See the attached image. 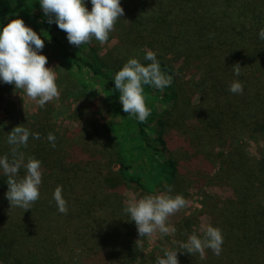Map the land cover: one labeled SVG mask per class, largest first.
<instances>
[{"label":"trees","instance_id":"obj_1","mask_svg":"<svg viewBox=\"0 0 264 264\" xmlns=\"http://www.w3.org/2000/svg\"><path fill=\"white\" fill-rule=\"evenodd\" d=\"M39 4L0 0V30L13 19L34 27L44 40L38 54L55 70L60 92L44 107L33 101L29 112L19 97L3 108L0 157L13 158L7 141L14 127L39 133L15 147L25 163L41 162L42 182L31 209L10 207L8 177L0 169V264H157L166 251L138 249L127 202L169 187V195L186 200L211 185L233 193L224 200L206 194L196 211L221 230V254L207 249L202 258L179 247L198 236L193 213L184 209L168 218L175 244L167 251H178L179 264H264V40L258 36L264 0H120L124 16L108 41L80 47L47 23ZM85 7L91 10L90 0ZM149 50L173 79L163 91L143 86L151 114L140 123L122 111L113 80L131 58L151 63L144 59ZM237 63L239 77L232 68ZM237 80L242 94L228 90ZM70 94L79 100L66 105V120L74 124L64 125L56 111ZM253 139L262 144L257 158L246 152ZM24 175L22 167L17 179ZM57 186L67 214L53 199Z\"/></svg>","mask_w":264,"mask_h":264},{"label":"clouds","instance_id":"obj_2","mask_svg":"<svg viewBox=\"0 0 264 264\" xmlns=\"http://www.w3.org/2000/svg\"><path fill=\"white\" fill-rule=\"evenodd\" d=\"M92 5L89 11L85 7V0H40L39 7L48 18L47 23H55L58 29L66 33L70 45L80 47L90 43L93 39L104 44L109 34L114 30L115 23L124 16L120 0H90ZM258 36L264 40V28L260 29ZM44 48V40L31 28L25 26L21 19H13L0 30V82L14 85L15 89L23 90L26 96L36 101L40 107L47 102L58 99L60 92L56 84V73L53 68H46L47 58L38 54ZM145 60L151 63L142 65L137 59H129L114 76L115 90L119 92V102L122 111L134 116L138 122L144 123L151 114L146 106L144 85L163 91L172 84V76L166 75L160 69L156 54L147 51ZM233 73L239 77L240 65L232 66ZM229 92L243 93V84L233 81L229 85ZM31 135L39 139V133H29L21 126L14 127L8 133V144L12 148L13 158L0 157V169L8 177V190L5 197L10 207H19L27 211L39 199V186L42 182L41 162L29 158L24 162L23 154L17 155L15 146H27ZM47 140L55 148V136L49 133ZM25 175L17 179L21 168ZM172 191L155 196L133 198L127 202L124 211L131 221L135 222L141 244L144 237H153L157 233L168 235L174 233L175 228L168 225V218L185 208L188 201L181 195H169ZM57 210L67 214V202L62 196V186H57L53 193ZM203 238L192 234L187 242H180L179 247L185 252L200 254L203 258L205 249H211L213 254L219 256L222 252L223 235L219 228L211 225L202 226ZM178 251H166L163 258H157V264H179Z\"/></svg>","mask_w":264,"mask_h":264},{"label":"rangeland","instance_id":"obj_3","mask_svg":"<svg viewBox=\"0 0 264 264\" xmlns=\"http://www.w3.org/2000/svg\"><path fill=\"white\" fill-rule=\"evenodd\" d=\"M26 26V25H25ZM27 27L31 28L34 32V27L32 25H27ZM16 97L21 98L22 103L24 104L23 106H25L28 110V112L31 110L32 107V103L33 100L29 99L26 94L23 92V90L20 89H15V87H8L5 85L0 86V98H2L1 102H0V106H1V110H0V119L3 118V108L5 106V103L7 101H12L14 100ZM72 97V98H71ZM70 99H66V103L65 106H60L58 105V109L56 111V115H58L59 117L63 118L64 120V125H73L74 123H72L73 121L71 120H66L67 118V111H66V105L70 104V106L72 107H76L77 103L76 101H78L79 99H76V97L74 98V96L70 94V96L68 97ZM23 109V108H22ZM158 109H161L160 106H158ZM26 114H29L25 111ZM98 121V123L100 124L101 121V117L98 116H94ZM28 118V117H27ZM262 144L258 143V140H247V144H246V152L247 154L252 157V158H257L258 157V148L261 147ZM202 189L200 190H195V191H191L190 194L188 195L186 201H188V204L185 208H183L185 210V214L191 215L193 213V217L192 220L193 222H195V226L197 227V231H198V236L200 238H203V232H202V226L204 225H210L208 223L207 217L202 215V216H198L199 213H196L197 210L202 209V202L205 201L204 195L207 194V196H209V199H213V198H217V199H227L229 196L231 197V195L233 194L231 189H229L226 186H213L211 185V187H201ZM171 233V232H170ZM136 238H135V244L136 241L138 239H140V237L138 236V234H135ZM175 244V242L171 239V237H169L168 235H161L160 233H157L155 236L153 237H144L142 239V243L141 244H136V246L138 247V249L141 250V252H143V254H147L150 253L151 251L153 253H160L162 251V248L167 251L169 250L172 245ZM207 249H205L206 251Z\"/></svg>","mask_w":264,"mask_h":264}]
</instances>
